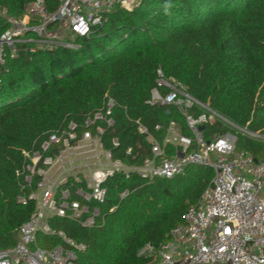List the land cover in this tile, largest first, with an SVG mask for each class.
Masks as SVG:
<instances>
[{
    "label": "trees",
    "instance_id": "16d2710c",
    "mask_svg": "<svg viewBox=\"0 0 264 264\" xmlns=\"http://www.w3.org/2000/svg\"><path fill=\"white\" fill-rule=\"evenodd\" d=\"M34 1L0 0V5L22 18ZM45 2L49 12L60 4ZM9 27L0 16V37ZM69 40L75 48L32 52L34 43H20L0 73L1 250L15 246L36 208L34 202L17 200L28 191L24 175H17L26 165L23 152L39 149L51 133L71 121L83 124L112 99L115 125L106 128L103 141L127 165L149 157V135L162 143L171 122L190 135L176 109L148 104L159 69L238 128L264 137V0H141L132 10L116 8L88 36ZM137 121L147 134L139 132ZM204 134L207 139L232 134L237 150L264 160V138L220 120L206 125ZM213 177V170L202 165L188 166L173 180L119 173L105 184L106 202L94 227L58 217L50 224L86 246L78 253L79 264H155L141 251L167 240ZM125 190L129 195L123 199ZM38 243L53 249L62 240L40 235Z\"/></svg>",
    "mask_w": 264,
    "mask_h": 264
},
{
    "label": "built area",
    "instance_id": "2783aa9c",
    "mask_svg": "<svg viewBox=\"0 0 264 264\" xmlns=\"http://www.w3.org/2000/svg\"><path fill=\"white\" fill-rule=\"evenodd\" d=\"M133 6L134 0H60L58 9L49 12L45 0H36L22 18H15L0 5V16L10 25L0 37V73L18 44L34 43L32 52L75 48L69 39L88 36L116 8L132 10ZM157 74L148 104L176 109L190 135L177 132L178 123L171 122L162 143L149 135V157L139 165H127L103 141L106 128L115 125V102L110 99L83 124L71 121L65 129L51 133L39 149L24 151L26 165L17 175H24L23 190L28 191L17 200L23 205L34 202L36 208L20 228L15 246L0 249V264H79L78 253L86 246L53 229L52 218L92 228L102 217L101 206L108 194L105 184L111 177L122 173L148 181L173 180L190 165L210 167L214 172L211 184L167 240L158 248L147 245L141 256L153 258L155 264H264V160L257 162L251 153L237 150L233 136L207 139L200 128L220 120L248 136L264 137L238 128L161 69ZM137 124L141 134L148 133L140 121ZM161 129L156 126V131ZM113 145H119L117 139ZM127 155H132V148ZM128 195L125 190L121 197ZM40 235L57 236L62 244L42 248Z\"/></svg>",
    "mask_w": 264,
    "mask_h": 264
},
{
    "label": "crops",
    "instance_id": "0c3cea01",
    "mask_svg": "<svg viewBox=\"0 0 264 264\" xmlns=\"http://www.w3.org/2000/svg\"><path fill=\"white\" fill-rule=\"evenodd\" d=\"M176 130H177V132H181L183 130L182 125L178 123ZM183 133H184V130H183Z\"/></svg>",
    "mask_w": 264,
    "mask_h": 264
},
{
    "label": "rangeland",
    "instance_id": "374dc122",
    "mask_svg": "<svg viewBox=\"0 0 264 264\" xmlns=\"http://www.w3.org/2000/svg\"><path fill=\"white\" fill-rule=\"evenodd\" d=\"M141 0H134V8L140 4ZM230 134V133H229ZM232 136V134H231Z\"/></svg>",
    "mask_w": 264,
    "mask_h": 264
},
{
    "label": "water",
    "instance_id": "95a60500",
    "mask_svg": "<svg viewBox=\"0 0 264 264\" xmlns=\"http://www.w3.org/2000/svg\"><path fill=\"white\" fill-rule=\"evenodd\" d=\"M168 113H170V111H168ZM200 129H201V131H203L205 129V127H201Z\"/></svg>",
    "mask_w": 264,
    "mask_h": 264
}]
</instances>
